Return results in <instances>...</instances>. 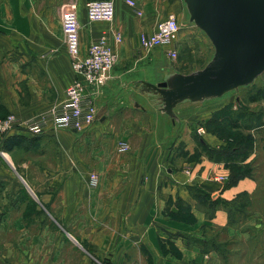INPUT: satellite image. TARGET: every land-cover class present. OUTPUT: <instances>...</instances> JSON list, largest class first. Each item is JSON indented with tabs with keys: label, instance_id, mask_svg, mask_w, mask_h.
<instances>
[{
	"label": "crops",
	"instance_id": "crops-1",
	"mask_svg": "<svg viewBox=\"0 0 264 264\" xmlns=\"http://www.w3.org/2000/svg\"><path fill=\"white\" fill-rule=\"evenodd\" d=\"M88 1L0 0V119L46 114L75 81L62 32L64 6H78L83 54L104 33L112 42L115 32L123 35L111 79L94 94L97 120L91 127L36 138L0 135V263L223 264L224 242L248 243L251 230L264 228V201L261 209L249 205L259 194L264 198L259 181L248 174L230 187L214 182L229 173L228 155L221 154L226 144L207 130L197 131V140L193 135L199 121L205 123L197 130L224 107L201 105L179 114L176 125L131 102H141L140 96L148 101L133 85L144 79L140 67L148 56L140 35L153 33L171 15L180 21L184 0H133L141 15L127 0H114L110 24L87 21ZM11 137L24 141L4 150ZM120 142L129 145L127 153H119ZM232 150L233 162L245 165ZM37 156L57 158L55 168L40 167ZM16 160L19 167H37V182L20 178ZM186 166L193 167L191 176ZM92 172L99 174L96 188L89 186Z\"/></svg>",
	"mask_w": 264,
	"mask_h": 264
},
{
	"label": "water",
	"instance_id": "water-1",
	"mask_svg": "<svg viewBox=\"0 0 264 264\" xmlns=\"http://www.w3.org/2000/svg\"><path fill=\"white\" fill-rule=\"evenodd\" d=\"M184 3L189 22L211 42L212 58L202 69L189 74L160 71L163 73L160 80L134 81L135 88L148 101L131 100L137 108L167 115L176 125H180L176 110L179 105L201 106L208 100L251 86L264 74V0H184Z\"/></svg>",
	"mask_w": 264,
	"mask_h": 264
},
{
	"label": "rangeland",
	"instance_id": "rangeland-1",
	"mask_svg": "<svg viewBox=\"0 0 264 264\" xmlns=\"http://www.w3.org/2000/svg\"><path fill=\"white\" fill-rule=\"evenodd\" d=\"M181 29L178 35V40L174 44V48L178 51V57L176 60H170L166 53L153 51L146 56L143 65L140 67V74L144 79H147L150 75L149 80H160L162 79L160 71H177L179 73L188 74L193 71L202 69L212 58L214 54V48L209 41V39L202 33L194 24L189 22V17L185 11V15L180 19ZM122 44V43H121ZM144 53V52H143ZM155 53V54H153ZM145 74L147 76H145ZM133 86H131L132 88ZM264 87V74L260 76L253 86L249 89H241L239 93L240 99H235L237 92L230 93L219 99L208 100L204 104L207 108L219 104L218 106H223V113H221V120H217L216 117L209 121V124L204 128H199L198 126L204 125V121L198 122L195 125L196 140L200 135H204L207 132L209 134L213 133L219 140H222L226 145L222 152L228 155V160L225 164L228 166L229 173L226 175H216L213 180L217 183H222L227 185L229 182L230 176L233 174L246 172L249 175H253L261 184V187L264 188V100L257 103H249L248 95L252 93L256 88ZM235 94V95H234ZM236 97H238L236 95ZM230 99V100H229ZM141 103H145V100H141ZM202 106H196L190 103H184L179 105L176 110L180 114L189 112L191 110L200 109ZM226 108V109H225ZM148 112L154 116L158 112H152L151 109H148ZM227 112V113H226ZM214 114V113H213ZM215 116V114H214ZM213 116V117H214ZM169 121L170 119L167 118ZM235 119L237 120L239 128H234L230 125L228 120ZM203 130V132H200ZM250 130H255L258 139L255 138L254 134ZM60 131V130H59ZM200 135H198V133ZM251 133H250V132ZM46 134L40 135L44 136ZM36 136V137H40ZM33 137V138H36ZM236 147L238 152L237 161L242 162L241 165L234 163L231 155L232 148ZM210 155H215L219 153L217 151H212ZM28 158H31V155H25ZM252 158L251 161L249 159ZM22 156H19L20 159ZM54 158V157H53ZM40 167L48 168L53 170L57 158L51 159V157L37 156ZM37 161V160H36ZM236 161V160H235ZM16 172H18L23 178H26L28 182L32 185L34 180L37 182V175L35 170L37 167L35 165L31 166H21L19 167L17 160L14 162ZM183 170V169H182ZM184 173L188 176L193 174V167L186 166L184 168ZM224 178L221 181H217L216 178ZM263 185V186H262ZM34 186V185H33ZM38 187L35 186V189ZM264 198L257 195L254 200L249 199V205L254 209H261L263 207ZM246 202V200L244 201ZM251 208L248 210H252ZM238 219L241 221L245 219L244 215H237ZM250 240L248 243L244 241H233L224 242L222 247H219V250L223 253L222 262L223 264H264V228L254 229L250 231ZM3 264V263H0Z\"/></svg>",
	"mask_w": 264,
	"mask_h": 264
},
{
	"label": "built area",
	"instance_id": "built-area-1",
	"mask_svg": "<svg viewBox=\"0 0 264 264\" xmlns=\"http://www.w3.org/2000/svg\"><path fill=\"white\" fill-rule=\"evenodd\" d=\"M126 3L135 10L136 3L127 0ZM86 18L89 23H113L116 17L114 0H91L85 4ZM137 15L141 12L136 11ZM62 32L64 42L71 62V68L76 75L75 81L64 91L62 101L54 105L50 111L39 117L24 119L9 114L0 119V135L22 132L36 137L57 130L82 132L91 127L97 120V106L94 94L105 87L111 79V72L118 62L115 45L123 42V35L115 32L113 41L106 33L91 42L86 54L81 48V23L78 6L75 3L66 5L62 13ZM181 29L180 21L175 15L157 25L153 33H142L139 46L142 52L149 54L158 49H165L170 60H176L178 51L174 44L178 40ZM200 132H203L201 130ZM130 150L126 142L119 143V153ZM226 179L219 178L217 181ZM99 185V174L92 172L89 176V186Z\"/></svg>",
	"mask_w": 264,
	"mask_h": 264
},
{
	"label": "trees",
	"instance_id": "trees-1",
	"mask_svg": "<svg viewBox=\"0 0 264 264\" xmlns=\"http://www.w3.org/2000/svg\"><path fill=\"white\" fill-rule=\"evenodd\" d=\"M252 86L253 85H251V86H249V87H247L245 89H249ZM242 89H244V88H242ZM262 100H264V87H259V88H256L254 91H252V93H250L248 95V100L247 101L249 103H256V102H259V101H262ZM223 110H224V108L221 111H219L217 114H215V116L213 118L216 117L217 120H221V118H220L221 113H223L222 117L224 118V113L225 112H223ZM228 122L234 128H239L240 127L238 125V123H237V120H235V119H230V120H228ZM23 141H24V139L22 137H11V138L7 139L4 142L3 149L4 150H12L14 147L21 145ZM205 148L208 150L209 153H211L213 151V149H210L209 147H205ZM234 148H236V147H234ZM235 151H237V148H236ZM223 152L221 154H226V153H223ZM247 175H248V173H246V172H240V173L233 174V176H230L229 182L226 185V187H230V186L234 185L235 183H237V181H239L241 178L246 177ZM202 196L206 197L205 195H199L200 199L203 198ZM201 200H204V199H201ZM221 255H223V258H224V256H225L224 252L223 253L221 252Z\"/></svg>",
	"mask_w": 264,
	"mask_h": 264
}]
</instances>
